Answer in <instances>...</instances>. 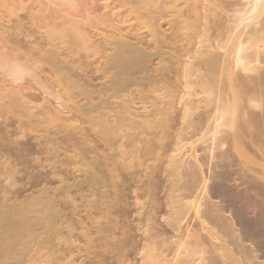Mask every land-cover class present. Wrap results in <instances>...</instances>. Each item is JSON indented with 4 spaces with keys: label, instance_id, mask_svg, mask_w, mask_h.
Returning a JSON list of instances; mask_svg holds the SVG:
<instances>
[{
    "label": "bare ground",
    "instance_id": "obj_1",
    "mask_svg": "<svg viewBox=\"0 0 264 264\" xmlns=\"http://www.w3.org/2000/svg\"><path fill=\"white\" fill-rule=\"evenodd\" d=\"M100 1L64 0L62 12L0 0V126L26 136L48 115L47 134L57 124L73 137L71 155L53 153L60 186L43 190L34 217L0 213V264L33 231L41 264H123L133 214L142 264H264V0ZM225 68L237 74L230 102ZM44 82L66 87L71 105L51 113ZM196 135L203 147L184 155ZM10 163L0 149V175Z\"/></svg>",
    "mask_w": 264,
    "mask_h": 264
},
{
    "label": "rangeland",
    "instance_id": "obj_2",
    "mask_svg": "<svg viewBox=\"0 0 264 264\" xmlns=\"http://www.w3.org/2000/svg\"><path fill=\"white\" fill-rule=\"evenodd\" d=\"M51 1L53 3L49 4L48 0H41V2L43 4H46V5L49 4L51 7H57V9L58 10L60 9L62 12L65 11L64 7H66V6L62 5V4H65L64 0H62L61 2H60V0H51ZM77 1L78 0H76V3L80 4L78 6H81V7L83 6L85 9L91 8L95 5H97L98 9H99L100 6L104 3V1L99 2V0H94L95 1V5H94L91 3L88 4L90 1L93 2V0H90V1L84 0V2H85L84 4H86V2H88L87 3L88 6H85L84 4H82L83 0L82 1L79 0L78 2ZM54 5H57V6H54ZM228 8L221 13L222 15L220 14L222 16V18L225 17V19H226L227 18L226 13L232 14L234 12L233 10L236 9V8L230 7L233 10H231L229 8L230 11H228ZM70 12L71 11H69V13H68V10H66V14L69 18H71V17L73 18L79 14L76 12L75 13H72V12L70 13ZM100 12L101 11H99L98 13H100ZM3 20H5V19H3ZM248 29L249 28H245V29H241L240 31H238L235 38L240 37L241 40L244 38H247L249 36ZM242 35H243V37H242ZM212 39L213 38H211V40H210L211 42L213 41ZM219 72H221L220 73L221 75L224 72L223 73L224 76L223 75L221 76L218 73L219 75L217 74V77L221 76L223 78V80H225L226 83L228 82L224 87L221 88V93H223V94L227 93V94H225V97L228 99V101L229 100L232 101V97H233L232 95L236 91L234 80L236 79L237 74H236L235 70H233L231 68H225V70H221ZM1 76L2 75H0V83L5 85V89H8L10 87V83H8L9 81H4L3 80L4 78L2 79L3 76L2 77ZM26 79H28V78L26 77L24 81H26ZM218 80H220V79H218ZM28 82H30V83H28ZM20 84L25 86V84L26 85L34 84V82H32L31 80L30 81L27 80L26 83L20 82ZM229 84H231L230 85L231 87L229 86ZM42 85L47 87V88L45 87L46 90L42 91L43 93H46V94H43L42 92L40 94H41V96H43L45 98L46 108H49L51 113H53L54 110L58 107L57 104L71 105L70 102L67 101V94H66L67 88L66 87L57 86L55 83H51V82H44ZM226 87L228 89L227 91H226ZM223 88H225V89L223 90ZM47 90L50 91L49 92L50 95L47 94L48 93ZM45 91H47V92H45ZM51 93H52V95H51ZM195 93L198 95V97H200L199 88L195 89ZM33 104L40 106L43 104V101L41 99H39L37 101H34ZM38 107H36L33 111L36 112L37 109H41L40 107L39 108ZM67 115H68L67 113H63L61 115L64 119L62 121L64 124H66V125H69L72 123L75 125L80 124V121H78V120L75 121V118L73 119L74 121H72V122H65L64 117H66ZM49 117L50 116H48V115H45V116L41 115L40 117H37V119H36L37 121L30 122L28 124V126L31 130H29V128L26 130V136L13 133L14 132L13 127L4 129L2 126H0V144L4 145V146H0V149L5 150L6 159H9L11 161L10 165L6 164L8 166L6 167V169L3 170L5 172L4 174H6V176L4 177L2 174L0 175V213L4 214V216H8L10 214L9 217L11 220L16 219V216H15L16 213H18V212L20 213L21 211L24 212V213L21 212L24 216H27L28 218L32 219L31 217H34V213L32 212L33 207L36 204V201L39 198L40 194L43 192V190L44 189L49 190V193L47 195H45L46 197H48V195L49 196L52 195V192L54 191V189L56 187L60 186V183H58L57 181L55 182V180L51 179L50 178L51 176L49 177V171H50L49 170L50 169L49 163H52L55 161L54 154L57 153L56 151H58L60 153L59 159L64 158V155L61 154V153H63V150H68L69 153L67 152L66 154L71 155L70 148L72 146H65V145H70L73 141V137L68 130H65L64 127H61L57 124L49 125V128H50L49 131L50 132L47 134L45 128L47 126L46 120ZM234 124H233V128H234L233 130L238 132L242 128V124L238 120H235ZM61 128H63V129H61ZM7 132L9 133V137L11 140H15V141H18V140L22 141L23 140L21 142L22 144L20 143L19 146H13V144L10 142V140H7V136H8ZM58 133L60 134V136ZM62 133H63V135H62ZM212 135H213V133L209 134L207 136V139L209 140L212 137ZM45 137L50 139L49 143H46L45 140L43 141V139ZM198 138H200V136L196 135V136L190 138L191 140L187 139V141L184 140V141H182L183 143L181 142L182 144H181V146H179V148L182 151V153H184V155L190 156V154L192 153V151L194 149H199L200 147H203V146H195L194 147V144L193 145L190 144V143H194L195 140ZM27 139L29 140V142L27 141ZM24 143H26V145H24ZM75 147H77V146H75ZM228 147L229 146H224V148H228ZM29 150L32 152H29ZM10 151L12 152V154ZM21 151H23V152H21ZM215 152L219 153V150H217ZM198 153L201 154V151H198ZM11 155H13V156H11ZM29 155H30V157L28 158ZM25 156H27V158ZM257 158H259V157L258 156L255 157V160L260 162L261 160H259ZM189 160L192 161V158H189ZM21 163H23V164H21ZM235 172L238 173L237 169ZM44 176H46V177H44ZM68 183H71V182L68 181L67 184ZM158 196L160 199H162V201L164 200V196L162 193H159ZM133 200H134V194H130L129 195L130 203H133ZM23 208H25V209H23ZM2 209H3V212H1ZM162 214H164V211L162 212ZM135 217L136 216L133 214L132 217L128 221L129 225L132 227V236H133V241H134V248L131 249V246H129L125 251L126 255H129V252H130V254L131 253H133V254H132V256L131 255L126 256L127 260L124 261L123 264H142L141 263L142 257L139 254L138 255L136 254L137 253L136 249H138L141 245L140 244L141 240H139V239L142 236L141 237L139 236V235H141V231L137 232L136 229H134V226H136V224H137V219ZM135 220H136V222H135ZM192 222H194V220H192L190 224L191 225L193 224L194 228H198L197 223L194 222L195 223V225H194V223H192ZM32 224H33V222L31 223V225ZM133 230H135V231H133ZM34 235L35 234L33 231V232H31V234H28L26 238H24V240L26 242L21 241L22 243L19 242L17 244V249H18L17 251L18 252L15 255V257L13 256V257L6 259L7 264H41L39 261L38 253H37L36 246H35V241H34L35 236ZM138 240H139V242H137ZM136 246H137V248H136ZM44 264H47V260ZM111 264H114V263L112 262Z\"/></svg>",
    "mask_w": 264,
    "mask_h": 264
}]
</instances>
